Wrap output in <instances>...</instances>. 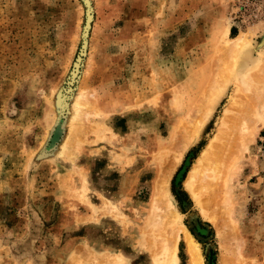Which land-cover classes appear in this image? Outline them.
<instances>
[{
    "label": "rangeland",
    "instance_id": "rangeland-1",
    "mask_svg": "<svg viewBox=\"0 0 264 264\" xmlns=\"http://www.w3.org/2000/svg\"><path fill=\"white\" fill-rule=\"evenodd\" d=\"M228 28L261 40L264 0H0V264H149L171 220L151 203L163 178L204 264H264V122L226 130L203 181L224 205L188 184L230 96L257 103L217 61ZM178 255L190 264L183 233Z\"/></svg>",
    "mask_w": 264,
    "mask_h": 264
},
{
    "label": "bare ground",
    "instance_id": "bare-ground-1",
    "mask_svg": "<svg viewBox=\"0 0 264 264\" xmlns=\"http://www.w3.org/2000/svg\"><path fill=\"white\" fill-rule=\"evenodd\" d=\"M229 32H230V28H228L226 30V35L222 41L224 46L217 52V54H218L217 61L219 64H222L225 61H228V63H229V61H230L229 59H232L234 61L235 66H233V67H234V70L236 71L235 77L237 78V80H236V88L237 89L236 90L241 91L242 87H247V86L249 87V85H252L255 88H253V87H249V88L255 89L257 103H254L252 106L250 105L248 107V109H246L244 106H242L243 108L241 109V107L239 105L240 104L239 100H237V98H236L237 95L232 94L230 96L231 98H230L228 107L226 108V111L224 113V117L222 118V121H221L222 122V128H220V132L217 135L216 141L214 142L215 146L212 147V144L214 145V143H212L210 146L211 147L210 149L212 151L211 150H205L202 154V158L200 160H198V163L196 165H194V167L190 171L189 176H188V184H189V187L191 188V191H192L194 198L195 197L197 198V196H196L197 192L195 190L196 188H198L197 190H204L203 191L204 193H205V191L209 190L210 195L213 196V199H211V198L208 199V197H207L206 199L203 198V199H201V201H199V204L205 205V207L210 206V204L213 201H215V203H217L216 200L224 205L223 200L226 199L225 195L223 196V192H222L223 190L217 188L218 186L217 187L215 185L213 186L214 183L212 185H208V184L203 183L204 178L207 176V174H209L208 173L209 170H212L214 168H216V169L220 168L222 166L221 165L222 163L224 165L225 159H224V157H222L220 155V153L223 152L225 149H227V146L225 144H227V142L231 141L232 138L231 139H229V138L233 136V135L230 136L229 134H227L228 131H226V130H229V129L233 130L235 128H238L240 131H243V129H242L243 123L241 124V121L242 122L248 121V124H250V125L252 123H255L258 121L264 122V80L261 79L260 76H258L260 78H257L256 80H255V78H256L255 76H252V77L247 76V73H248L247 69L250 68L249 66H252L254 68L256 67L255 70L262 67L263 71L261 70V72H264V67H263L264 66V62H263L264 61L263 60L264 59V35L262 36L261 40L256 41L253 44H250V36L248 33L240 34L239 36H236L235 38L230 39V37L228 38ZM227 58H229V59L226 60ZM226 63L227 62H225L224 64H226ZM224 64H222L223 67H225ZM258 65H260V66L257 67ZM229 66H231V65H229ZM220 68H221V65H220ZM249 75H251V74H249ZM247 78L248 79L250 78L249 81ZM223 79H224V81L223 80L222 81L224 83H223V85H221L222 87L218 83L219 82V81H217L218 79L216 81L214 80V82L212 81L211 87L208 89V91L206 89L207 92L205 91V94H204L205 98L203 99L204 101H202L201 102L202 104L198 108H196V112H200L201 110H203V112H205L204 115L206 116L207 119L210 117V115L212 114V111L214 110V108L218 104L219 100L222 98V96L225 93V88L223 86L226 82L225 80H227V75ZM222 81H221V84H222ZM238 99H239V97H238ZM240 102H241V100H240ZM235 105L238 106L239 108L237 109V111H232L233 108L236 107ZM194 110H195V108H194ZM78 114H80V112L77 113V115ZM191 117H193V119ZM190 118H191L190 122L192 124L195 123L194 122V120H195L194 116H190ZM201 118H203V117H201ZM77 119H79V118H77ZM207 119H205V120L203 119V121L200 122L201 123L200 125L203 126ZM179 129H180V126H179ZM196 131H198V128ZM244 131H245V129H244ZM179 132L180 131H177V133H179ZM187 132L190 133V130ZM194 133H195V130L192 131L191 134H194ZM231 133H233V132H231ZM227 135H229V138H227L228 137ZM234 138H233V140H234ZM222 144L225 146L224 147L218 146V145H222ZM231 146H232V144H231ZM217 171H219V170H217ZM206 178L208 180L209 177H206ZM206 183H208V182H206ZM203 184H205L206 186H204ZM216 185H217V183H216ZM212 196H210V197H212ZM151 200H152L151 203L154 204L156 208L163 211V213L161 212V214H163L165 217L162 215L161 216V217H163L162 220H165L166 217L168 218V216H166V215H169L171 217V220L169 222H168V220L165 221L168 223H166L167 225L165 224L166 226H165V228H163V232H162L163 238H162V241L160 242V247L157 249V251H155V253L153 252V254H154L153 256H150L149 264H179L180 258L178 255V243H179L180 238H181V233L184 234V238H185L186 243H187L188 254L190 257V260H189L190 264H204L202 248H201L200 244L195 240L194 236L189 231L187 226L182 223V221H181L182 215L179 212V210L175 207V204H174L175 199L173 198L171 192L169 191L168 182H167L166 178H163L162 180L160 179V181H158ZM168 206L170 208H168ZM155 207L152 206V208H155ZM230 226H233V225L231 224ZM228 230H229V226H228ZM222 231H225V229H222ZM218 233H219V231H218ZM219 234H221V233H219ZM225 237H227V236H225ZM228 237H229V239L230 238L233 239L235 236L233 237L231 234H229Z\"/></svg>",
    "mask_w": 264,
    "mask_h": 264
}]
</instances>
